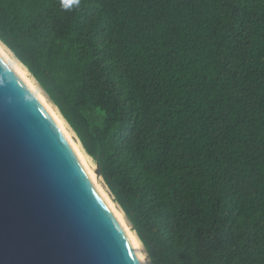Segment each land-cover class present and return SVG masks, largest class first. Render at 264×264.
<instances>
[{"label": "trees", "instance_id": "16d2710c", "mask_svg": "<svg viewBox=\"0 0 264 264\" xmlns=\"http://www.w3.org/2000/svg\"><path fill=\"white\" fill-rule=\"evenodd\" d=\"M0 41L151 264H264V0H0Z\"/></svg>", "mask_w": 264, "mask_h": 264}, {"label": "water", "instance_id": "95a60500", "mask_svg": "<svg viewBox=\"0 0 264 264\" xmlns=\"http://www.w3.org/2000/svg\"><path fill=\"white\" fill-rule=\"evenodd\" d=\"M67 148L86 174L45 108L0 64V264H140Z\"/></svg>", "mask_w": 264, "mask_h": 264}, {"label": "bare ground", "instance_id": "6f19581e", "mask_svg": "<svg viewBox=\"0 0 264 264\" xmlns=\"http://www.w3.org/2000/svg\"><path fill=\"white\" fill-rule=\"evenodd\" d=\"M6 50L7 52H11L8 48H6ZM17 62H19V66H17ZM6 63L27 86L31 93L40 102V104L45 108V110L48 112L56 126L62 132L63 136L65 137V140L68 142L74 154L79 159L81 165L83 166L87 176L92 182V185L96 189L97 193L104 201L108 209L111 211V213L114 215L125 234L127 235L129 242L139 259L140 264H148L143 254L141 241L137 237L136 233L130 228L129 224L126 222L124 215L121 213V209H119V206L113 201L108 190L105 189L102 183L103 181L100 180V177L98 178L96 176L92 167L89 165V161L87 158H90V156L87 155V153L82 148L81 143L75 133L72 131V129H70L65 119L61 116L55 105L48 99L47 95L37 84L35 79L29 74L26 67L20 61H18L13 54L11 56H7Z\"/></svg>", "mask_w": 264, "mask_h": 264}, {"label": "snow or ice", "instance_id": "6c2138e0", "mask_svg": "<svg viewBox=\"0 0 264 264\" xmlns=\"http://www.w3.org/2000/svg\"><path fill=\"white\" fill-rule=\"evenodd\" d=\"M70 2H71V0H66V6H67V4L70 3ZM6 62H7V55H6V53H5L4 51H0V64H6ZM49 124H50V126L53 128V130L57 133V129H56L55 125L51 124L50 122H49ZM60 139H61V138L59 137V140H60ZM67 149H69V148H67ZM69 150H70V149H69ZM70 152H71V155H72V157H73V160H74L75 166H76V168L78 169V172L83 176V178H85V179L87 180L86 174H84V173H83V170L79 167V164H78V162H77L75 156L72 154V151H71V150H70ZM87 182H88V180H87Z\"/></svg>", "mask_w": 264, "mask_h": 264}, {"label": "rangeland", "instance_id": "374dc122", "mask_svg": "<svg viewBox=\"0 0 264 264\" xmlns=\"http://www.w3.org/2000/svg\"><path fill=\"white\" fill-rule=\"evenodd\" d=\"M29 74H30V73H29ZM70 129H71V128H70ZM87 159H88V161H89V165L92 167L94 173H95L96 176L99 178L100 176H98L97 173H96V165H95V163L93 162L92 158L90 157V158H87ZM100 180H102L101 177H100ZM102 181H103V180H102ZM102 183H103L105 189H107V187L105 186L104 182H102ZM119 209H121V208L119 207ZM121 213H122V214L124 215V217H125V214L123 213L122 210H121ZM125 220H126V222L129 224V226H130V228H131V225H130V223L128 222V220L126 219V217H125ZM131 229H132V228H131ZM141 245H142V244H141ZM142 249H143V254H144V257H145L146 261L148 262V264H151V262L149 261L147 255H146V252H145V250H144V248H143V245H142Z\"/></svg>", "mask_w": 264, "mask_h": 264}, {"label": "clouds", "instance_id": "9594fccd", "mask_svg": "<svg viewBox=\"0 0 264 264\" xmlns=\"http://www.w3.org/2000/svg\"><path fill=\"white\" fill-rule=\"evenodd\" d=\"M65 3H66V0H65ZM0 50L5 51L7 56H11L12 55L11 52H7L3 41H0ZM17 66H19V62H17Z\"/></svg>", "mask_w": 264, "mask_h": 264}]
</instances>
